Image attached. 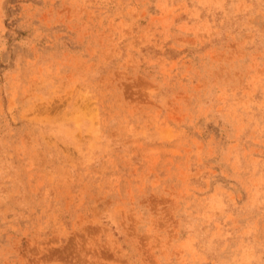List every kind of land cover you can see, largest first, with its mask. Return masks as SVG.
I'll use <instances>...</instances> for the list:
<instances>
[{"label":"rangeland","instance_id":"1","mask_svg":"<svg viewBox=\"0 0 264 264\" xmlns=\"http://www.w3.org/2000/svg\"><path fill=\"white\" fill-rule=\"evenodd\" d=\"M0 264H264V0H0Z\"/></svg>","mask_w":264,"mask_h":264}]
</instances>
